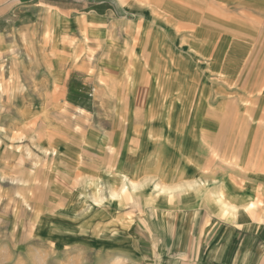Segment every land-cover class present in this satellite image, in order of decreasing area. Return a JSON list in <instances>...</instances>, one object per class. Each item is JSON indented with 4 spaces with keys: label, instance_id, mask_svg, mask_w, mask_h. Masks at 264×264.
<instances>
[{
    "label": "rangeland",
    "instance_id": "obj_1",
    "mask_svg": "<svg viewBox=\"0 0 264 264\" xmlns=\"http://www.w3.org/2000/svg\"><path fill=\"white\" fill-rule=\"evenodd\" d=\"M100 3L115 17L87 29L82 13ZM59 7L79 22L56 31ZM22 26L21 40L1 35ZM0 73V264H179L177 229L158 227L177 211L92 201L121 193L124 174L169 188L202 180L201 198L227 179L237 197L254 183L264 219V181H250L264 176V0H0ZM201 215L192 247L210 223Z\"/></svg>",
    "mask_w": 264,
    "mask_h": 264
},
{
    "label": "crops",
    "instance_id": "obj_2",
    "mask_svg": "<svg viewBox=\"0 0 264 264\" xmlns=\"http://www.w3.org/2000/svg\"><path fill=\"white\" fill-rule=\"evenodd\" d=\"M104 9V3H100L94 6L91 11L82 13L84 25L90 26L87 27V29L91 28L93 31H104L106 20L115 17L113 12L112 14H108L104 12ZM191 14L194 15L195 13L192 12ZM56 16L59 24V28L56 29V31H65L66 25L71 26L79 22V14H76L73 10L71 16H67L61 12L59 7L56 10ZM199 18L202 19L201 17ZM199 26L200 24L194 25L196 28L195 31L199 29ZM20 31H32V29H26V26H22L16 28V31L14 30L11 34L6 35L3 33L1 35L9 37L10 42H12L13 38L18 41L21 40L22 37V33H19ZM130 31H133V29H130ZM200 31H209V29L201 28ZM145 154L148 159V152ZM257 180L264 181V176H252L250 179V181ZM253 186L254 183H250L247 185L246 189L243 188L239 190V197L230 195L228 200H226L229 205H232V202H236L237 204L234 206L245 209L246 219L242 223L234 216L222 217L219 207L215 213L212 212V214H210L209 205L205 204V202H198L192 207H179L172 210L177 211L178 214L175 221L169 218L165 219L166 217H164V220H162L158 227L161 229L163 228L162 225H167V229H170V227L174 225L177 229L176 246L174 245L173 250L175 249L183 256L179 259L183 260L179 264H191V260L194 261V264H264V219L260 220L257 216L252 215L250 206L253 204L250 199H252L256 193ZM180 205L181 204L178 206ZM220 209H222V207H220ZM203 212L208 215L207 218L210 219V223H207L205 227H201L202 231L196 236V246L194 245L192 247V244H187L188 241H186V238H191L190 234L197 228V225L201 223V220L206 217L205 215L204 217L201 215ZM167 215H169V213ZM154 218L155 216L153 215L152 219ZM164 236L165 234L160 236L159 232V237H161L160 244L162 245V247L160 245L161 253H163V245H165L167 241ZM196 261L198 262L196 263Z\"/></svg>",
    "mask_w": 264,
    "mask_h": 264
},
{
    "label": "bare ground",
    "instance_id": "obj_3",
    "mask_svg": "<svg viewBox=\"0 0 264 264\" xmlns=\"http://www.w3.org/2000/svg\"><path fill=\"white\" fill-rule=\"evenodd\" d=\"M219 2V1H218ZM189 15L184 14L182 15V17L180 18V25L184 26L186 25V23L183 22H189ZM191 18V17H190ZM188 20V21H187ZM114 32V31H113ZM126 33V32H125ZM130 33H132L130 31ZM129 35V34H128ZM101 36V34H100ZM111 37V36H110ZM125 37V36H124ZM134 40V37H133ZM206 41V40H205ZM124 42V40L122 41ZM126 44V43H125ZM135 43V48H137ZM117 46V45H116ZM115 46V44L109 42V44H107V50L108 51V55L109 57V61H111L110 63V67H113L115 65H118L122 62V59L120 58V54L117 53L118 55L115 54L114 49L116 50L117 47ZM191 47V46H190ZM121 49V48H118ZM103 50V49H102ZM126 50V49H124ZM76 53V52H75ZM124 54V53H123ZM174 54V53H173ZM180 54V53H179ZM136 56V55H135ZM134 56V57H135ZM137 57V56H136ZM16 59H14L12 62H14ZM102 60V59H101ZM54 61V60H53ZM135 62H133L134 64ZM147 64V61H142V60H137L136 63L134 64V70L138 69V65H139V69L138 71L140 72H145V69H147L145 66ZM14 65V64H13ZM82 67V66H81ZM100 68V67H99ZM98 68V69H99ZM101 70V69H100ZM127 72L125 71L126 74H128V77H130L131 81L129 84L130 86H135V78L132 75H130L128 73V69H126ZM52 71V70H51ZM102 72V70H101ZM155 73V72H153ZM1 74V73H0ZM103 74V73H102ZM122 74V73H121ZM151 74V73H149ZM4 76V75H3ZM127 77V78H128ZM181 77V76H180ZM157 79V78H156ZM155 79V80H156ZM159 79V78H158ZM112 80V79H111ZM152 80V81H155ZM113 81V80H112ZM170 81V80H169ZM151 82V81H150ZM175 79H173V81L171 80L170 83H174ZM55 84V83H54ZM128 84V83H127ZM178 85V83H177ZM150 88V87H149ZM163 88V87H162ZM176 89V88H175ZM162 90V89H161ZM53 97L49 95L48 100L52 99ZM176 99H179L178 96L175 97ZM157 123V122H156ZM205 138V137H204ZM200 142V141H199ZM159 146V145H158ZM169 150V149H168ZM55 152V151H54ZM53 152V153H54ZM133 165V164H132ZM81 166V165H80ZM79 168V167H78ZM161 168V167H160ZM171 171V170H170ZM132 172V171H130ZM157 172V171H155ZM100 173V172H99ZM129 174V170L127 172ZM162 174H164V171H161ZM131 174V173H130ZM170 174V173H169ZM122 175V174H121ZM136 175V174H135ZM50 176H53V178L55 177V175L51 174ZM124 176V185L122 186V191L121 193H119L118 191L115 190H111L110 193L107 196H102L101 194H99L98 192V197L97 199H95V197L91 198L92 201H94V204H100L101 202H104L106 200H108L110 203L115 204L116 206L121 205V207L125 208V205H137L140 206L142 210L145 209L146 206H150L153 208V211L156 212L158 211V207H160L161 205H164L165 208H167L169 211L171 210H175L176 208H179L181 206H183L184 208L186 207H192L194 204L196 205L198 202H205V204L210 206V209L213 213H215L219 207V210L221 211L222 217H229V216H234L235 218L237 217L238 220H245L246 219V211L245 212H236V208H233V206L229 205L228 201V197L224 195V192L222 191L223 188H221V185L224 183H229L228 185V192L230 193V195H235L234 193H236V189L234 190V185L232 184V182L230 180H225L224 183H221L220 186L218 184V186H214L212 187V190L209 192L210 193V197L209 198H201L202 193H201V189H202V180L199 181H195L193 183H188V184H183V185H177L176 187L173 188H169V187H163L160 184L152 181H145L142 183H134V181L132 182V180H130L131 178L126 176L125 174ZM90 176L85 175L82 176L81 178L83 179L82 183L84 184L85 181L88 180V184L91 183V186H89L90 188H92L93 186H96L94 183H92V180H89ZM213 181V180H212ZM117 182V181H116ZM215 182V181H214ZM164 183V182H163ZM116 184V183H115ZM113 184V185H115ZM166 184V183H165ZM112 185V186H113ZM217 185V184H216ZM223 186V185H222ZM98 188V185L96 186ZM106 187V186H105ZM148 187V193L144 192L146 190V188ZM154 188L156 192V196L152 199L151 198V188ZM220 188V193H218L217 191H215V189H219ZM83 189V188H82ZM85 189V188H84ZM222 189V190H221ZM86 190V189H85ZM103 190V189H102ZM100 191V190H99ZM106 191V189H105ZM215 191V192H214ZM126 195V196H125ZM125 196V197H124ZM67 198V197H66ZM146 198V199H145ZM203 201H200L201 199ZM90 199V200H91ZM70 200V199H69ZM75 200V199H74ZM124 201V202H123ZM179 204H181L180 206H178ZM90 206V205H89ZM102 206V205H101ZM107 206V205H106ZM132 206V205H131ZM163 206V207H164ZM133 207V206H132ZM220 207H222V209H220ZM86 208V207H85ZM84 208V209H85ZM117 208V207H116ZM94 209V208H93ZM103 209V208H102ZM75 210V209H74ZM83 210V209H82ZM90 210V209H89ZM260 210V209H259ZM62 211V210H60ZM73 211V210H72ZM244 211V210H243ZM66 212V211H64ZM106 212V211H105ZM92 214V213H91ZM90 214V215H91ZM255 214V213H254ZM89 215V214H88ZM216 215V214H215ZM75 216V215H74ZM82 216V215H81ZM84 216V215H83ZM218 216V215H217ZM251 216V215H250ZM260 216V215H259ZM86 217V215H85ZM92 217V216H91ZM255 218V217H254ZM37 219V218H36ZM48 219V218H47ZM51 219V218H50ZM63 219V218H61ZM65 219V218H64ZM68 219V218H66ZM84 219V218H83ZM86 219H88L86 217ZM234 219V218H233ZM256 219V218H255ZM260 219V218H259ZM79 220V219H78ZM101 220V219H100ZM47 221V220H46ZM236 221V220H235ZM54 222V221H53ZM61 222V221H60ZM36 223V222H35ZM46 223V222H45ZM44 223V224H45ZM50 223V222H49ZM72 223V222H71ZM108 223V222H107ZM30 224V223H29ZM61 224V223H60ZM65 224V223H64ZM35 225V224H34ZM46 225V224H45ZM121 225V224H119ZM88 226V225H87ZM35 229V228H34ZM39 229V228H38ZM81 229V228H79ZM53 229H51L52 231ZM88 230V229H87ZM121 230V229H120ZM83 231V230H82ZM48 232V231H46ZM95 232V231H94ZM104 232V231H103ZM42 233V232H41ZM79 233V232H78ZM110 233V231H109ZM112 233V232H111ZM120 233V232H119ZM81 235V234H80ZM118 235V234H117ZM88 236V235H87ZM105 235H102V238ZM35 237V236H34ZM114 237V236H113ZM116 238V237H114ZM107 241V240H106ZM1 263V262H0Z\"/></svg>",
    "mask_w": 264,
    "mask_h": 264
}]
</instances>
